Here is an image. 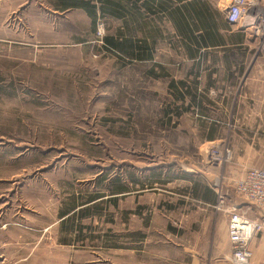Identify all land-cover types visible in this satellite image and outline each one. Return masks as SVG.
<instances>
[{
	"label": "rangeland",
	"instance_id": "374dc122",
	"mask_svg": "<svg viewBox=\"0 0 264 264\" xmlns=\"http://www.w3.org/2000/svg\"><path fill=\"white\" fill-rule=\"evenodd\" d=\"M73 1L0 0V264L223 260L216 191L242 201L234 182L264 168V137L229 120L213 85L183 104L171 84L195 67L163 12Z\"/></svg>",
	"mask_w": 264,
	"mask_h": 264
},
{
	"label": "crops",
	"instance_id": "0c3cea01",
	"mask_svg": "<svg viewBox=\"0 0 264 264\" xmlns=\"http://www.w3.org/2000/svg\"><path fill=\"white\" fill-rule=\"evenodd\" d=\"M126 4H129L136 9L146 10L147 4H157L159 0H124ZM167 4L175 6H190L195 4L199 11V18L195 20V25L201 26L202 29L193 28V38L195 42L187 41L186 39L178 36L182 43V47L179 50L182 51L184 58L194 64V69L189 72L188 77H193L190 81L182 79L180 81H172L176 85L182 84V88H179L184 98H181L185 105L202 106V92L207 93L210 91L213 85L215 93L220 94L214 100L215 105L222 107L227 111L230 109L231 122L240 123L248 122L251 124V132L254 137H264V54L256 51L253 54L254 60L251 64L246 65L243 61L240 64H234L232 60L235 56L240 54L250 53L251 49L255 45L250 37L239 26L230 25L225 19V10L228 7L231 0H165ZM259 5L264 8V0H257ZM59 6H55L56 10L66 11L76 6L73 4V0H57ZM217 12L218 16L214 15ZM190 26H194L190 18H186ZM215 25L216 28L212 31L218 33V41L214 44H206L201 41L202 36L208 26ZM188 51H192L193 55H190ZM214 55L219 59L218 63H225V65H215L211 67L203 66L205 60ZM230 60V61H229ZM230 62V65H226ZM210 70V71H207ZM226 73L230 76V86L225 87L230 96L225 97L223 94V88H221L223 78L221 75ZM213 74L214 79L211 76L206 79V75ZM220 75V77L218 76ZM228 79V77L226 78ZM193 91L197 98L196 102H191V96L186 93L187 90ZM244 91V92H243ZM227 95V94H226ZM223 121V120H222ZM239 127V125H238ZM206 189V188H205ZM218 199V198H217ZM202 202V198L200 200ZM206 202V201H204ZM229 202H232L229 198ZM213 204L211 202H206ZM234 203H238L234 201ZM244 204V201H241ZM225 220V236L227 235V215ZM6 224H3V227ZM228 244V237H227ZM250 247L253 251V258L250 264H264V235H259L254 238ZM230 247L229 254H226L224 259L212 262L210 264H232L230 261ZM203 257V254H202ZM202 264H208L206 260H202Z\"/></svg>",
	"mask_w": 264,
	"mask_h": 264
},
{
	"label": "built area",
	"instance_id": "2783aa9c",
	"mask_svg": "<svg viewBox=\"0 0 264 264\" xmlns=\"http://www.w3.org/2000/svg\"><path fill=\"white\" fill-rule=\"evenodd\" d=\"M224 12L226 21L239 26L253 41L257 51L264 54V8L258 1L231 0ZM234 189L244 204L229 202V195L220 193V189L216 191L219 196L216 208L228 217L231 263L250 264L253 258L250 243L259 235H264V168L247 169L234 182Z\"/></svg>",
	"mask_w": 264,
	"mask_h": 264
},
{
	"label": "trees",
	"instance_id": "16d2710c",
	"mask_svg": "<svg viewBox=\"0 0 264 264\" xmlns=\"http://www.w3.org/2000/svg\"><path fill=\"white\" fill-rule=\"evenodd\" d=\"M147 7L148 8L146 9V11H148L149 14L155 15L160 11L163 12V14L166 15L167 17V20L171 22L173 30L176 35L186 39L187 41L196 43V40L192 36L193 34L192 29L193 28L202 29V25L201 26L195 25V20L199 18V11L196 8L195 4H191L190 6L173 7L172 5L167 4L165 0H159L157 4H147ZM214 15L218 16L217 12H215ZM186 18H190V20H192L194 24L193 27L189 25V22L186 20ZM215 28H216L215 25L208 26L203 36L201 33V41H203L206 44L216 43L219 37H218L217 32L212 31ZM128 39L129 38L126 37L125 40H128ZM107 42L108 43L110 42V44H112L113 46H117V43H115V41L113 40L107 39ZM188 53L190 55H193L192 51H188ZM171 86L178 90H180L179 88H182L181 83H179V85H176L174 82H172ZM186 93L191 96V102H196L195 99L197 98V95L193 91L188 89ZM180 94H181V98H184L182 92ZM183 178H190V177L188 175H183ZM93 201L95 200H91L90 202H93ZM204 201L211 202V203L215 202V196L209 189H206V197H204Z\"/></svg>",
	"mask_w": 264,
	"mask_h": 264
}]
</instances>
